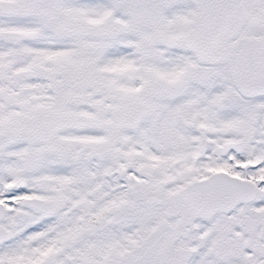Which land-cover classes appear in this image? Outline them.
<instances>
[{"label":"snow or ice","instance_id":"snow-or-ice-1","mask_svg":"<svg viewBox=\"0 0 264 264\" xmlns=\"http://www.w3.org/2000/svg\"><path fill=\"white\" fill-rule=\"evenodd\" d=\"M0 264H264V0H0Z\"/></svg>","mask_w":264,"mask_h":264}]
</instances>
